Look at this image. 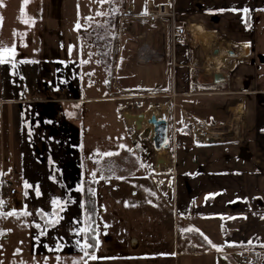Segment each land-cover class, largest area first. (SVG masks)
Masks as SVG:
<instances>
[{
	"label": "crops",
	"instance_id": "0c3cea01",
	"mask_svg": "<svg viewBox=\"0 0 264 264\" xmlns=\"http://www.w3.org/2000/svg\"><path fill=\"white\" fill-rule=\"evenodd\" d=\"M117 1L119 9L110 16L107 13L117 2L96 1L105 7L106 14L102 18L117 21L115 27H109L114 29L112 35L117 41L113 71V78L118 83L116 90L111 85L112 94L108 96L104 93L52 100L64 102L65 109L60 107L57 112L61 110L65 116L71 114L72 99L85 104L110 99L117 101L116 114L120 115L125 126L128 124L123 114L127 109L123 108L121 100L125 95L133 94L142 99L159 95V100L169 97L160 108L175 116L177 138L173 140L171 168H166L168 158H165L159 167L167 169L166 173L158 175L164 193L171 195V202L167 218H137L128 220V224L120 221L110 227V235L106 240L102 237V242L96 233V242L99 243H96L95 251L88 253L97 259L91 260L94 264H264V0ZM170 1L175 6L178 26L188 24V32L183 37L177 36L172 44L171 25L168 32L164 21L165 60L138 64V56L151 52L162 39L156 34L158 26H151L142 19L148 5ZM91 5V0H0V56L4 59V63H0V137L7 142L10 174H24L25 178L30 175L34 179L30 170L25 173L26 167L31 164L32 170V165L37 163L32 154L25 167L24 152H29L32 145L23 129L22 109L35 99L29 91L23 93L18 88L26 81L30 91L36 90L38 80L35 76L39 70L29 74L21 67L22 72L15 82L12 52H3V49L14 50L15 55L18 50H32L22 36L34 32L33 26L36 25L29 20L43 12L40 18H51L46 34L52 37L49 42L41 41L40 46L45 49L40 56L34 57L39 60L32 62V66L37 68L40 62L52 60L55 67H61L59 72L56 70L59 76L62 73L61 76L67 79L72 76L71 70L78 77L86 76L84 59L88 42L84 39L86 45H81L82 28L77 25L78 20L86 19ZM20 19L18 47L11 40V27H17ZM66 22L71 33L61 31ZM144 31H149L148 35L145 39H138L137 36ZM44 32L45 27L41 34ZM190 32L191 40L199 41L198 45L206 36L211 42L219 36L225 47L239 49L235 56H230L237 61L228 64L226 73L221 72L224 81L215 83V70L197 65L205 53L191 45ZM64 35L70 37L68 47H65L67 55L57 61L54 59L60 57L64 48ZM124 35L127 36L125 39ZM50 48L52 53L48 51ZM76 49L77 56L74 54ZM93 50L97 58L96 49ZM132 65L141 66V72H132ZM47 74L51 76L53 71H47ZM114 91L127 93L114 96ZM85 104H80L78 114L81 116L89 115L93 110ZM53 114L51 110L47 117ZM179 117L191 121L192 126L188 122L178 126L177 123H181ZM193 122L206 124L212 130L211 134L196 135ZM170 128L174 129V124L168 127L169 134ZM129 139L131 142L130 136ZM16 142L21 152L24 151L21 163H16L14 157ZM147 207L148 210L153 208ZM45 221L46 225L49 224ZM248 251L250 259L246 262L242 257ZM84 259L91 261L85 255Z\"/></svg>",
	"mask_w": 264,
	"mask_h": 264
},
{
	"label": "rangeland",
	"instance_id": "374dc122",
	"mask_svg": "<svg viewBox=\"0 0 264 264\" xmlns=\"http://www.w3.org/2000/svg\"><path fill=\"white\" fill-rule=\"evenodd\" d=\"M96 1L91 0L92 5L87 11L86 19L78 20V25L82 28L81 45L84 43L86 45L84 39L88 42V49L85 52L87 57L84 59L87 66L86 76H83L82 72L83 75L78 77L72 70L70 72L72 76L67 79L61 76L62 73L59 76L56 70L59 72L61 67H55L56 63L53 64L52 60L43 61L45 63L40 62L37 68L32 66V62L39 60V57H34L40 56L45 49L44 46H40L41 41L42 43L49 42L52 37L46 34L47 24L51 23V18L50 16L40 18L43 12H39L34 19L29 20L36 25L33 26L34 32L22 36L24 40H28L32 50H18V52L15 51L18 54L13 55L12 74L15 82L22 72L21 67L29 74L39 70L35 76L38 80L36 90L30 91L28 82L24 80L22 86L18 88L20 91L23 90V93L29 91V95L35 99L34 103L24 105L22 109L23 129L30 138L29 142L32 147L29 148V152H21L16 142L14 151L16 163H21V156L24 152L25 167L27 160H31L30 155L32 154L37 164L32 165L31 170V164L28 163L30 167H26L25 170L26 174L30 173L27 172L30 170L34 179L30 175L25 178L24 174H10L8 170L9 153H7L8 147L5 144L7 142L3 141L2 136L0 137V162L3 167L2 171L0 169V185L1 181L5 182L4 192L7 190L4 194H1L0 190V264H85L84 253L80 250V246L86 244L85 233L75 234L79 229L89 228L91 225L85 207V191L93 195L97 203L96 226L100 242L103 240L102 237L106 240L107 235H110V227L120 224V221L128 224V220L137 218L157 220L162 217L167 218V213H169L168 204L171 202V195L164 193L165 188L161 186L163 182H161V176L158 175L166 173L167 170L159 167L163 165L161 164L163 161L159 162V160L168 158L166 168H171L173 164L171 157L174 156L172 145L173 140L177 138L175 116L165 113V110L161 111L162 105L168 102L169 97L159 100V95H155L156 97L153 98L142 99L129 94L121 98L124 103L123 108L128 110V113L123 114L124 116L125 114L135 116L145 112L149 113V116L162 114L168 121V127L174 124V129L170 128V134L167 133L168 147L162 148L160 152H157L153 146L152 134L149 131L152 126L146 122L147 118L144 117L142 120V130L137 131L134 119L129 118L130 121H127L128 117H125L126 124H128L125 125L126 129L124 121L120 115L116 114L117 101H110V99L85 104L72 99L70 100L71 114L65 116L61 114V110L57 112L60 107L65 109L64 102L52 100L112 94L111 86L107 85L108 74L98 64L99 58L94 56L92 42L100 39L104 33L111 36L114 29H110V20L106 17L102 18L106 14L105 7L103 4L99 6ZM115 2L117 3L113 4L114 8L107 15H114L119 9L120 3L117 0ZM41 4L42 2L39 3ZM164 21L170 32L169 20ZM21 23L20 19L17 27H11V40L18 47ZM43 27H45V32L41 34ZM61 31L70 32L67 22L62 24ZM126 37L124 35L123 39ZM69 38L67 35L62 37L64 48L59 53L60 57L54 60L58 61L67 55L65 47H68ZM191 41L193 47H198L199 41L194 42L193 39ZM215 42H211L209 54L213 55V48H218L220 52L225 53L224 63L218 71L226 73L228 64L237 61L236 58L230 57L227 51L230 49L237 52L239 49L225 47L219 36L216 37ZM52 50V48L48 49L51 53ZM71 50H73L72 47ZM20 53L24 54L20 55ZM74 54L78 55L77 49ZM80 54L83 55L82 51ZM204 59L205 56L202 55L197 65L202 66ZM132 69V72L138 73L141 72L142 67L132 65ZM47 71L50 73L53 71V74L49 76ZM117 84L113 78L111 85L114 90ZM119 87L121 88L120 83ZM126 93V91L119 93L114 91V96ZM46 98V101H41ZM80 104L91 106L93 110L89 115L81 116L80 113L78 114ZM50 108L54 114L47 117L51 111ZM235 112L237 113V107ZM179 118L181 123H177L178 126H184L186 122L191 125V121ZM193 126L198 136L200 133L210 135L212 132L206 124L193 122ZM108 153L111 155H107ZM155 167L158 171L154 170ZM16 169L18 170V167ZM159 171L161 172L158 173ZM155 175L158 176L154 178ZM14 186L17 192L13 195L10 190L15 188ZM53 201L58 203L54 204ZM147 206L153 208L148 210ZM24 212L29 214L23 215ZM7 213L14 214L7 215ZM45 220L49 224L46 225ZM58 245L59 250H56ZM86 262L94 264L92 260Z\"/></svg>",
	"mask_w": 264,
	"mask_h": 264
},
{
	"label": "built area",
	"instance_id": "2783aa9c",
	"mask_svg": "<svg viewBox=\"0 0 264 264\" xmlns=\"http://www.w3.org/2000/svg\"><path fill=\"white\" fill-rule=\"evenodd\" d=\"M147 14L143 16L142 19L147 21L148 24L151 26L157 25L158 29L156 31V34L160 36L161 43L154 47L151 52H147L144 55H140L137 58L138 64H147L150 62H163L166 58L165 53V43H164V32H165V26H164V20L167 19L170 21L171 25V40L172 44L175 41V38L177 36H185V34L188 32V24H185L183 26H178L176 23V10L173 1H170L169 3H161L156 5H148L147 8ZM149 31H144L141 34L137 36L138 39H145V37L148 35ZM16 192L15 188H12L10 190L11 194H14ZM250 251L248 253L243 255V260L246 262H249L250 259Z\"/></svg>",
	"mask_w": 264,
	"mask_h": 264
},
{
	"label": "trees",
	"instance_id": "16d2710c",
	"mask_svg": "<svg viewBox=\"0 0 264 264\" xmlns=\"http://www.w3.org/2000/svg\"><path fill=\"white\" fill-rule=\"evenodd\" d=\"M109 23L111 24V27L116 26V19L110 20ZM109 39V40H108ZM116 36H100V39H97L92 42L94 45V48L96 49V56L99 60V64L106 70L108 74V81L107 85L111 86V81L113 79V71H114V63H115V57L117 55V48H116ZM112 44V45H111ZM6 187V183L1 181L0 190L1 194L6 193L4 192V189ZM85 207L87 209L89 218L91 220V225L89 227V232L85 233V242L86 244L94 245V247H91L87 249L88 252H93L96 250V233H97V227H96V220H97V210H96V200L93 197V195H90L88 191H85ZM91 237V238H90Z\"/></svg>",
	"mask_w": 264,
	"mask_h": 264
},
{
	"label": "water",
	"instance_id": "95a60500",
	"mask_svg": "<svg viewBox=\"0 0 264 264\" xmlns=\"http://www.w3.org/2000/svg\"><path fill=\"white\" fill-rule=\"evenodd\" d=\"M220 50L218 48H213L212 54L218 55ZM229 56H235V52L232 50L227 51ZM213 81L215 83H220L224 81L223 74L219 71L214 72L213 74ZM130 117L131 115L125 114V117ZM134 119V123L137 125L138 130H142V120L144 119L145 115L143 113H138L135 116H131ZM146 122L152 126L150 128V132L152 134V142L153 146L156 150H161L162 148L166 149L168 147L167 144V131H168V121L166 120L164 115H156L151 114L147 119ZM144 129V128H143ZM163 160H159L162 162ZM164 162V161H163Z\"/></svg>",
	"mask_w": 264,
	"mask_h": 264
},
{
	"label": "bare ground",
	"instance_id": "6f19581e",
	"mask_svg": "<svg viewBox=\"0 0 264 264\" xmlns=\"http://www.w3.org/2000/svg\"><path fill=\"white\" fill-rule=\"evenodd\" d=\"M190 36L192 38V35H191V32H190ZM198 47L200 49H202L205 53V59H204V62H203V68L205 69H214L215 71L219 70V68L222 67L223 63H224V59H225V53H223L222 51L218 54V55H210L209 53V49L211 47V38L206 36L205 39L203 41H201L198 45ZM227 63V62H226ZM225 65V64H224ZM224 67V66H223ZM124 113H128V110H125ZM166 113V111H165ZM145 114V117L148 118L149 117V113H144ZM132 119V117H129L126 118L127 121H130V119ZM131 123V122H130ZM143 127V125H142ZM234 127V126H233ZM233 130V129H232ZM157 152H160L162 150H156Z\"/></svg>",
	"mask_w": 264,
	"mask_h": 264
},
{
	"label": "snow or ice",
	"instance_id": "6c2138e0",
	"mask_svg": "<svg viewBox=\"0 0 264 264\" xmlns=\"http://www.w3.org/2000/svg\"><path fill=\"white\" fill-rule=\"evenodd\" d=\"M101 2H104V0H101ZM22 14H23V9H22ZM144 14H147L146 12ZM77 28H79V25H77ZM11 51L12 52V55H15L14 53V50H9V49H3V52H9ZM0 63H4V59L2 56H0ZM107 155H111V153H108ZM39 195V193H37ZM54 204L58 203L57 201H53ZM14 213H7V215H13ZM29 213L27 212H24L23 215H28ZM39 227V226H37ZM89 232V228H81L79 229L75 234L76 235H80L81 233H88ZM91 238V237H90ZM97 244L99 243V241L96 242ZM47 247V246H46ZM59 245L57 247L56 250H59ZM91 247H94V245H91V244H83L80 246V250L84 253V255L86 257H88L89 259H92V260H96L97 257L95 255H89L87 249L91 248ZM58 261H59V257L57 258ZM85 264H87V262L85 261Z\"/></svg>",
	"mask_w": 264,
	"mask_h": 264
}]
</instances>
